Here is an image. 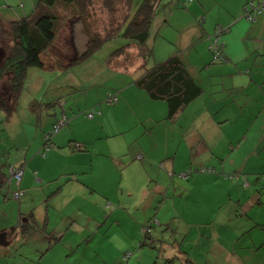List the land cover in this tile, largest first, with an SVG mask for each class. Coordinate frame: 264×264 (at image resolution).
<instances>
[{"label":"crops","instance_id":"0c3cea01","mask_svg":"<svg viewBox=\"0 0 264 264\" xmlns=\"http://www.w3.org/2000/svg\"><path fill=\"white\" fill-rule=\"evenodd\" d=\"M18 1H20L22 10L20 12L9 10L8 16L0 13V25H7L30 15L38 2L45 5L55 4L59 16L62 17V20L64 19L63 24L67 17L77 18L70 19V26H76L74 29H70L71 33L74 32L69 41L71 54L76 55L85 49L87 34L83 16L87 11L68 0ZM100 1L97 3L101 4ZM247 1L250 0H210V2L187 0L185 7L181 5L184 2L178 3L174 7L180 15H184L181 21L182 25H180L184 32L180 38V44L194 53V63L189 59L191 54L186 57L187 60L182 53L179 55L188 71L202 87L203 92L173 119L167 118V107L164 101L150 99L147 93L134 83V80L142 74L139 64L134 61L127 63L123 59H115V64L109 65L108 59L113 46L108 45L104 51H98L99 48L97 51L101 52L106 63L93 60L92 64L84 67L83 70L88 72L86 69L99 64L97 67L99 71L103 74L106 71L113 84L112 87L107 85L101 87L102 76H99V80L94 83V87L100 89L96 99L97 103L92 104L91 111L94 116L92 118L84 116L88 119L87 121L93 124L92 127L87 128L88 132L95 127L101 129V134L106 138V142L96 143L97 140L103 139L101 136L92 137L87 134L82 139L73 136L74 123L67 129L64 127L63 131H59L52 138L55 145L53 150L58 149V151L52 153L49 151L45 157H40L39 160L34 158V161L29 162L32 169L41 170L38 173L36 170L34 171L35 174L41 175V178L34 181V176L26 171L20 187L29 189L30 193L42 190L41 193L44 197L49 183L56 179L46 180L42 176V171L45 173L58 165L62 170L60 178L65 180L63 184H68L67 190L70 195L67 200L71 201V199L74 200L80 196L83 202L85 200L87 202L94 201L91 204L94 209H91L93 212L90 214L85 213V209L79 206L88 222L87 224H76L75 231L83 236L85 234L89 236L92 233L94 241L100 239L96 249H103L106 242H111V228L114 225L123 227L122 225L125 226L126 223H129V227H124L126 238L128 237L127 232L130 231L132 239L142 235L144 226L150 228V234L153 236L154 230L168 226L167 224L171 223L176 215H180L179 211H182L180 209L178 211L174 205L172 209L165 208L168 200L171 198L172 201H177L183 195L181 198L186 199L185 205L188 209L190 204L188 197L191 198L190 194H194L195 190L198 195H208L207 199L212 201V204L207 208L200 205L201 209H204L202 217L204 216L207 223L208 218L213 216V208L214 211H221V208L219 209V206L215 204V199H211L212 189L215 186L220 187V189H216L221 194L219 200L222 199V194L226 199L231 196L227 188L232 189L231 183L235 176L239 178L243 175L248 180L250 175L258 174L260 167H264V163L259 166L256 163L264 162V10L255 16L254 22H248L243 17V6ZM8 2L10 1L3 0L0 10L9 9ZM97 12L103 19L102 7ZM200 15L204 17L198 20ZM202 18L203 23L199 22ZM184 20L188 24L185 25ZM217 27L224 30L221 40L228 58L226 63L212 62L211 54L209 55L205 51L208 46L207 36L213 34ZM76 39H81L84 45H76ZM120 40L123 42L124 39ZM1 42L0 39V65L4 56ZM131 53L135 54L136 52ZM176 54L178 53L174 52L170 55ZM93 56L91 55V58L88 59H93ZM116 62L119 64L117 65ZM160 62L163 61L156 60L153 65ZM118 77L120 79L117 80ZM81 86L84 87L85 83H82ZM108 92L117 95V103H103ZM95 104H100V108L95 107ZM178 123H181V126ZM81 125L84 124L81 122ZM111 125L114 126V133L110 131ZM45 132L46 129L42 131V142ZM112 137L118 141L109 140ZM74 138H77L79 142L77 141L71 146L70 142ZM39 144L40 142H37V146ZM75 144H81L83 148L76 149L77 151L74 152ZM72 156H81L82 158L76 165L69 162L65 164ZM88 156L90 159L87 160ZM203 167L215 171L193 174L186 180L182 179L183 181L181 178L180 180L174 178L176 173ZM222 173L225 176L220 175ZM221 177L226 181H223ZM12 181L11 185H15L17 188L16 181L14 179ZM44 182L46 184L42 185L41 183ZM132 182L134 186H131ZM197 184H201L202 188L197 189L194 186ZM247 184L249 183L247 182ZM73 186L76 187L75 192L71 191ZM249 186L252 187L251 184ZM10 189L8 187L7 194ZM263 192L264 190L251 189V198H259ZM158 200L159 205L155 207V202ZM237 203L241 204L238 200ZM133 208L137 212L131 214L130 211ZM104 209L110 211L109 215H103V212L107 213ZM141 211L142 214H139ZM20 212L19 205L17 212L14 211L13 220L15 223L12 225L4 213L0 214V234L9 231L10 236L11 232L15 233L17 237L12 246L19 251L21 258H18V262L24 259L22 264H32L33 260L20 255L21 252L27 254L26 250L22 251L19 247L25 246L30 239L28 237L31 236L26 239L19 236ZM122 213H126L128 222L124 220L120 224V214ZM223 215L228 220H232L231 216H233L236 221H232V223L225 221L223 225L219 218L220 215L215 216L220 228L219 245L217 246L220 247L218 248L220 257L218 258L222 259L227 257L226 245H229L230 241L234 243L236 239L243 238L252 230H250L249 224L240 222L239 218H242L243 213L231 215L228 210ZM249 219L254 222L255 226H263L262 223L256 221V218L249 217ZM45 220L48 224V207L43 216V225L46 230ZM24 221L26 220L24 219ZM109 221L111 223L107 226ZM39 222V218L35 214V223L38 226ZM130 223H132V228H130ZM230 224H236V227L235 225L232 227ZM156 226L157 228H154ZM45 232L47 233V231ZM55 232L60 237L64 236V232L61 230ZM214 232L213 230V235ZM249 235L251 236V234ZM9 238L6 236V241ZM45 238L47 237L40 235L38 239L40 241L35 240L32 244L45 245L47 243ZM261 239L262 237L259 238V240ZM51 240L52 238L48 242L49 245H52ZM77 241L78 239L71 238L68 242L61 244L64 254L60 256L66 258L71 256L76 259L75 246L81 244L80 241ZM58 242H60L59 239L55 243L58 244ZM85 244L89 248V240H85ZM145 244L138 245V249ZM49 249L51 248L49 247ZM93 252L96 253L95 248ZM120 252L121 250L118 249V253ZM243 257L244 255L238 259ZM115 260L117 259L111 261Z\"/></svg>","mask_w":264,"mask_h":264},{"label":"rangeland","instance_id":"374dc122","mask_svg":"<svg viewBox=\"0 0 264 264\" xmlns=\"http://www.w3.org/2000/svg\"><path fill=\"white\" fill-rule=\"evenodd\" d=\"M9 1V9L0 10L1 14L8 16L9 10H18L19 12L22 10L20 1ZM184 1L185 0H161L159 2V9L152 22L150 30L151 36L147 43L152 51L147 68L151 67L156 60H166L174 52L178 54L182 53L185 59L191 54L189 59L194 63V53L180 44V38L184 34L180 25H182L181 21L184 15H180L178 13L179 11L174 9L176 4ZM2 2L3 0H0V5ZM207 2H210V0H207ZM202 15L199 16L198 20L201 19V17H204ZM70 19L77 18L67 17L64 24L59 23L56 43L52 49H49L47 53L42 56V59L46 64H49V62H52L53 59L57 58L66 62L72 56L69 41L74 32L71 33L70 29H74L76 26H70ZM201 22L203 23V18ZM184 23L185 25L188 24L185 20ZM95 24L98 25L99 23H93V25ZM4 27L7 28V25H0L1 30H4ZM120 39V37H115L113 40L101 45V48L97 50L104 51V48H107L108 45L113 47L115 45V48L112 47L114 50L122 45L123 42ZM117 40L119 41L117 42ZM75 43L78 46L83 44L81 39H76ZM116 43L119 44L117 45ZM5 44L7 43L5 42ZM66 45L69 48L68 51L65 50L67 47ZM98 51L92 54L94 55L92 57L93 59L86 58L70 65L64 70H60L57 65H54V67L48 66V68L30 66L27 69L24 85L18 97L16 110L9 121L2 124L3 127L0 126V166H4L3 169L8 176H10L9 168L17 165V163L26 161V164L28 165V163L34 158L37 160L40 159L41 156L39 150L43 146L42 131H45V129L47 131L52 127L54 123V114H56V118L60 117L63 113H65L67 117H70L71 121L70 124L66 126V129L74 123L72 130L73 136L81 139L87 134L92 137L101 136L103 139L100 141L97 140L96 143L106 142V138L101 134V129L95 127L88 132L87 128L92 127L93 124L87 121L88 119L84 116V111L91 110L93 108L92 104L97 103L96 99L100 89L99 87H94V83L99 80V76H102L100 82L101 87L104 85L112 87L113 84L106 71H104V74L99 71L97 68L99 64L86 69L88 72L83 70L84 67L91 65L93 60H97V62H105V58L101 52L99 53ZM205 51L210 55L207 48ZM118 79H120V77H118L117 80ZM1 83H3L4 86L7 85L8 75L4 76ZM82 83H85L84 87L81 86ZM34 100L38 101V103L32 108L31 103ZM46 103H52V106H48ZM95 105L98 109L101 106L100 104ZM4 115V111L0 112V119L4 117ZM79 120L84 125H81ZM180 124L181 123H178L179 126H181ZM111 127L112 129H110V131L114 133V126L111 125ZM60 131H63V129ZM77 138H74V140L70 142L71 146H73L75 142H79ZM112 138L109 140H114L115 142L118 141L117 139ZM37 142H40L39 146H37ZM51 150V153L58 151V149ZM76 151L77 150L75 149L74 152ZM80 158L82 157H69L65 164L69 162L72 165H76L80 162ZM86 158L88 160L90 159V156ZM256 163L259 166L264 162L258 161ZM31 166V163L27 166V173L34 176V181L37 178H41V175L39 176L34 172L36 170V173H38L39 171L41 172V170L38 171L37 169H32ZM205 170L208 171L203 173L215 171L213 169ZM200 172L201 171H198L196 168L193 169L188 176L192 174L198 175ZM61 173L62 170L58 165L45 173L42 171V176H44L46 180L56 179L49 183V187L46 189V195L44 197L41 193L42 190H36L37 192L33 191V193H30L29 189L24 188V194L19 199H16L13 197V192L18 190L15 185L9 190L11 195H8L6 201L4 194H0V214L4 213L7 216H5L7 220L11 222V225L15 223V220H13L15 215L14 211L17 212L19 205L22 210L32 209L39 218V227L35 228V231L32 233L25 246L19 247L22 251L26 250L28 254L25 255L24 252H21L20 255H24V257L33 260L32 264H120L123 263V254L128 251L133 255L126 264H264V192L259 198H251V189L264 190V167H260L258 174L255 173L250 175L248 180L247 178H244L243 175L239 178L238 176H235L231 183L232 189L227 188L231 193V196H228L226 199L223 198L222 194V199L219 200L221 194L217 192L216 189H220V187L215 186L212 189L211 199H215V204L219 206V209L221 208V211H214V208L212 207L213 216L208 218L207 223L205 222L204 216L202 217L204 209H201L200 205L207 208L212 204V201L207 199L208 195H198L195 190L194 194H190L191 198L187 196L188 202H190L188 209H186L187 206L185 205L186 199L181 198L183 195H181L180 199L177 201H172L170 198L165 208H168L169 210L172 209V206L174 205L175 208H178V211L180 209L183 212L179 211L180 215H176L173 221L167 224L168 226L159 227L154 230L153 236L149 233L146 239L147 244L140 249H138V241L141 240V235L132 239V237H130V231L127 232L128 237L126 238L124 227H129V223H126L125 226L122 225L123 227L114 225L111 228V242H106L105 248L96 249L101 241L100 239L91 242L89 248H87L88 246L85 244L87 234L83 236L76 233L75 228L76 224H87L88 222L86 215L82 213L79 206L85 209V213L90 214L94 209V207L91 206L94 201L87 202V200H85L83 202L80 196H77L74 200L71 199V201L67 200L70 193L67 190L68 184H63L65 180L60 178ZM220 175L225 176L223 173ZM174 178L180 180L178 173L175 174ZM222 180L226 181L225 179ZM181 181L183 180L181 179ZM256 181L258 182L254 185ZM247 182L251 184L252 187H250ZM41 184L45 185L46 182ZM131 186H134L133 182ZM194 186L197 189L202 188L201 184ZM75 188L76 187L73 186L71 191L75 192ZM258 199H260L261 203L258 202ZM237 200L240 201V205L237 203ZM69 201L70 203H68ZM155 203V207H158L159 200ZM47 207L48 224L47 220H45V225L47 224V229L45 230L43 216L46 213ZM228 210L231 215H234L235 213H243L242 218H239L241 219L240 222L246 225L249 224L251 226H249L250 230H252L250 231L251 233H249L251 236L247 234L243 238L236 239L234 243H231L230 241L229 245H226L227 257L222 259L218 258L220 257L218 251V248L220 247H217L219 245L218 238L220 235V228L218 226V219L215 216L220 215L219 218L223 225L225 221H227V223L230 221V223L236 221L233 216H231L233 218L232 220H228L227 217L223 215V213H226ZM104 211H107V213L103 212L104 216L105 214L109 215L110 211L106 209H104ZM134 212L137 211L133 208L130 213L134 214ZM139 214H142V211ZM126 216V213L120 214L122 220H120V224H122L124 220L128 222ZM249 217L256 218V221L260 224L262 223L263 226H255L254 222L250 220ZM110 223L111 221L106 225L109 226ZM230 225L232 227L235 225L236 227V224ZM130 228H132V223H130ZM154 228H157V226ZM58 230L64 232L63 237L56 234L55 231ZM213 230L215 231L214 235L212 234ZM45 231L50 232V234ZM40 235L47 237L44 239L47 243L45 245L40 243L32 244V242H35V240L40 238ZM261 237L262 239L259 240ZM51 238L52 245H49L48 242ZM57 238L60 240L58 244L55 243ZM71 238L78 239L77 242L80 241L81 243L75 246L76 259L71 256L69 258L60 256L64 254L63 249L61 250V248H63V245L61 244L68 242ZM49 247L51 249H49ZM107 247L110 248L106 249ZM0 248L4 250V246H0ZM94 248L97 254L93 252ZM118 249L121 250L120 253H118ZM242 255H244V257L238 259V257H241ZM10 257V260L13 263H23L22 260L24 259H21L18 262V258L21 257L19 256V251L14 247L11 249ZM115 258L117 260L114 262L111 261ZM0 264H9V258L0 256Z\"/></svg>","mask_w":264,"mask_h":264},{"label":"trees","instance_id":"16d2710c","mask_svg":"<svg viewBox=\"0 0 264 264\" xmlns=\"http://www.w3.org/2000/svg\"><path fill=\"white\" fill-rule=\"evenodd\" d=\"M68 1H71L79 8L87 11L83 16V21H85L84 23L86 24L87 41L85 43L84 51L76 55L73 54L66 62L57 58L53 59L49 64H46L42 59V56L46 54L49 49H52L56 43L59 23H63L64 21V19L62 20V17L59 16L55 4L45 5L38 2L30 15L8 23L7 28L4 27V30L0 29L1 44L4 48V56L0 65V112L4 111L5 114L4 117L0 119V126L8 122L16 110L18 97L24 85L27 69L30 66L48 68V66L54 67V65H57L60 70H64L74 63L89 58L97 49L101 48V45L113 40L115 37H120L124 40L121 46L111 52L108 64L114 65L115 59H123V61H126L127 63L134 61L139 64V68L142 69V74L134 80V83L139 88L143 89L150 99L162 100L166 103L168 119L175 118L181 110L202 94V87L188 71L179 54L171 56L163 62L147 68V64L152 54L147 43L151 36V25L156 17L159 9V2L161 0H101V4L97 3L96 0ZM250 1H247L244 6ZM186 4L187 0L181 5L185 7ZM98 6L99 8L102 7L103 19L98 15ZM258 14L260 13H255L254 17ZM97 22L99 23L98 25H93V23ZM211 35H208L207 37ZM207 41V48L211 54L212 62H228V58L224 51V45H222L221 49L218 48V50L222 51L223 57L216 58L215 52L209 47L210 40H208V38ZM5 42L7 44H5ZM68 49L67 46L65 50L68 51ZM133 51L136 53H131ZM116 63L117 65L119 64V62ZM5 75H8V83L4 86L1 82ZM113 97H116L117 100L115 102H109L108 99ZM103 102L107 104H115L118 102V97L116 94L108 92ZM37 103L38 101L34 100L31 103V107L34 108ZM46 104L52 106V103ZM90 112L93 113V111L87 110L84 112V115L88 117L87 114ZM55 116L56 114H54V123L52 127L43 135V146L39 150L41 157H45L51 149L55 148L52 141L53 136L61 129L68 126L71 121L70 117H67L65 113L57 118ZM63 116H65V118H63ZM56 127L57 131L55 132L54 129ZM48 132H51L49 139L46 138ZM81 148H83L81 144H75L74 149L81 150ZM26 163V161H23L10 167L9 171L11 177L4 171V166H0V194H4L5 199L8 195H11L10 192L7 194V191L8 187L12 189V179L16 181L15 184L18 189L13 192V197L19 199L24 194V190L20 187V183L24 173L27 171V166L29 165V163L28 165ZM11 169L13 171L21 170L22 173L19 181H17L15 176L11 174ZM20 214L19 236L25 237L24 239H26V237L32 235L35 228L39 226L35 223V214L31 209H21ZM24 219L26 221H24ZM4 233L10 238L7 240L8 243L4 247V250L0 248V256L9 258V264H16L10 260V253L13 248L12 244L17 236L12 232L9 236V231ZM47 233L50 234V232ZM147 236L145 239H147ZM30 237H28V239ZM142 237L143 234L141 235V238ZM88 240L89 243L94 241L92 233L91 235L89 234V236L87 235L86 241ZM145 243L146 240L141 242L142 245ZM127 253H130V256L120 264H126L131 257L132 253L129 251L125 254ZM125 254H123V256Z\"/></svg>","mask_w":264,"mask_h":264},{"label":"built area","instance_id":"2783aa9c","mask_svg":"<svg viewBox=\"0 0 264 264\" xmlns=\"http://www.w3.org/2000/svg\"><path fill=\"white\" fill-rule=\"evenodd\" d=\"M190 1V0H188ZM264 10V0H259L257 2H253V1H250L246 6H244V13H243V17L248 20V21H251V22H254L255 21V17H254V14L255 13H261L262 11ZM224 33V30L223 28L221 27H217L215 29V31L213 32V34L208 38V40H210V48L213 49V51L215 52V56L216 58H222L223 57V54H222V51L221 50H218V48H222V42H221V36L222 34ZM109 102H115L117 100L116 97H113V98H110L108 99ZM88 117H92L93 116V113L90 112L87 114ZM63 118H65V116H63ZM54 131L56 132L57 131V127L54 129ZM50 135H51V132H48L47 135H46V138H50ZM198 171H201V172H205V171H208V170H205V169H210V168H197ZM193 169H189L187 170L186 172H180L178 173V177L181 178V179H186L188 178L189 174L191 173ZM21 170H18V171H13L11 169V174L15 176V179L17 181L20 180V177H21ZM171 175V174H170ZM142 232H143V237L141 238V240L138 241V245H142L141 242L143 240H146V236L150 233V228L149 227H142ZM130 256V253H127L123 256V260H126L128 257Z\"/></svg>","mask_w":264,"mask_h":264},{"label":"water","instance_id":"95a60500","mask_svg":"<svg viewBox=\"0 0 264 264\" xmlns=\"http://www.w3.org/2000/svg\"><path fill=\"white\" fill-rule=\"evenodd\" d=\"M7 241H6V235L5 233L0 234V246H6L7 245Z\"/></svg>","mask_w":264,"mask_h":264},{"label":"flooded vegetation","instance_id":"af4514ba","mask_svg":"<svg viewBox=\"0 0 264 264\" xmlns=\"http://www.w3.org/2000/svg\"><path fill=\"white\" fill-rule=\"evenodd\" d=\"M3 54H4V52H3ZM1 55V54H0Z\"/></svg>","mask_w":264,"mask_h":264}]
</instances>
